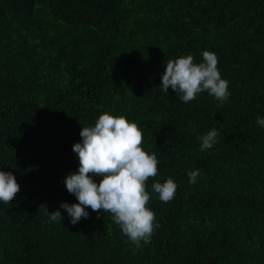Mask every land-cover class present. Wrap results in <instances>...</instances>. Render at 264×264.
Here are the masks:
<instances>
[{"label":"trees","instance_id":"obj_1","mask_svg":"<svg viewBox=\"0 0 264 264\" xmlns=\"http://www.w3.org/2000/svg\"><path fill=\"white\" fill-rule=\"evenodd\" d=\"M204 51L218 56L227 102L165 93L166 61L201 63ZM104 112L138 123L159 161L146 182L159 227L140 248L111 214L86 208L72 224L61 208L79 203L64 183L80 166L73 146ZM257 117L264 0H0V171L21 188L0 202V264H264ZM212 129L218 142L200 151L198 137ZM169 177L178 188L164 203L152 184Z\"/></svg>","mask_w":264,"mask_h":264},{"label":"clouds","instance_id":"obj_2","mask_svg":"<svg viewBox=\"0 0 264 264\" xmlns=\"http://www.w3.org/2000/svg\"><path fill=\"white\" fill-rule=\"evenodd\" d=\"M202 57L201 63H194L192 55L167 60L162 90L168 93L171 87L184 103L194 101L205 91L220 104L227 102L229 81L221 77L217 54L204 51ZM256 122L264 127V118L257 117ZM80 135L82 143L73 146L79 158L78 173L67 175L64 181L67 191L79 203L64 202L61 208L72 218V224L89 217L86 208L111 214V219L135 247L150 244L159 224L154 211L147 207L150 194L146 182L158 175L159 161L155 153L144 149L142 129L124 115L104 112L94 126H83ZM218 135V131L212 129L199 136L200 151L212 149L218 142ZM200 175L199 170L190 171L189 182L195 184ZM93 177H102V180L96 183ZM177 188L171 177L164 183L152 184L164 203L174 199ZM20 190L12 172L0 171V202L11 203ZM41 209L54 222L64 219L59 210L50 213L46 206Z\"/></svg>","mask_w":264,"mask_h":264}]
</instances>
